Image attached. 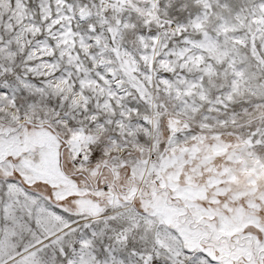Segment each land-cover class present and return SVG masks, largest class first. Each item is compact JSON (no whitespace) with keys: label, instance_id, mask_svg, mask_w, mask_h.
Listing matches in <instances>:
<instances>
[{"label":"snow or ice","instance_id":"6c2138e0","mask_svg":"<svg viewBox=\"0 0 264 264\" xmlns=\"http://www.w3.org/2000/svg\"><path fill=\"white\" fill-rule=\"evenodd\" d=\"M0 264H264V0H0Z\"/></svg>","mask_w":264,"mask_h":264}]
</instances>
